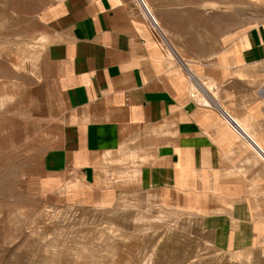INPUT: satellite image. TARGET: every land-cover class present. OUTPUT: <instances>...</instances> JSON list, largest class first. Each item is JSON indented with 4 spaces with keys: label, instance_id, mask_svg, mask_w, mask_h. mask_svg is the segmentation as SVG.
<instances>
[{
    "label": "crops",
    "instance_id": "0c3cea01",
    "mask_svg": "<svg viewBox=\"0 0 264 264\" xmlns=\"http://www.w3.org/2000/svg\"><path fill=\"white\" fill-rule=\"evenodd\" d=\"M143 1L57 0L39 14L57 97L29 182L96 201L137 183L263 226L264 20L231 28V0Z\"/></svg>",
    "mask_w": 264,
    "mask_h": 264
},
{
    "label": "rangeland",
    "instance_id": "374dc122",
    "mask_svg": "<svg viewBox=\"0 0 264 264\" xmlns=\"http://www.w3.org/2000/svg\"><path fill=\"white\" fill-rule=\"evenodd\" d=\"M55 1L0 0V264H264V225L244 229L137 183L96 201L29 182L53 145L39 14ZM231 1V28L264 20V0Z\"/></svg>",
    "mask_w": 264,
    "mask_h": 264
},
{
    "label": "built area",
    "instance_id": "2783aa9c",
    "mask_svg": "<svg viewBox=\"0 0 264 264\" xmlns=\"http://www.w3.org/2000/svg\"><path fill=\"white\" fill-rule=\"evenodd\" d=\"M141 2L144 4V1H143V0H141ZM149 16H150V21H151V23L157 28L158 23H157L156 19L153 17V15H149ZM224 116H225L226 120H230V121H231L232 117H231L227 112L224 114ZM230 118H231V119H230ZM234 128H235V130H236L238 133H240V134L243 135V132L241 131V129H240L237 125H234ZM242 130H243V129H242ZM243 131H244V130H243Z\"/></svg>",
    "mask_w": 264,
    "mask_h": 264
},
{
    "label": "bare ground",
    "instance_id": "6f19581e",
    "mask_svg": "<svg viewBox=\"0 0 264 264\" xmlns=\"http://www.w3.org/2000/svg\"><path fill=\"white\" fill-rule=\"evenodd\" d=\"M186 66V65H185ZM187 69V68H186ZM191 70V69H190ZM233 121V120H232ZM264 151V150H263ZM261 152V151H260ZM263 154V153H262ZM215 180V179H214ZM215 183V182H214ZM232 252V251H231ZM234 254V253H233Z\"/></svg>",
    "mask_w": 264,
    "mask_h": 264
}]
</instances>
